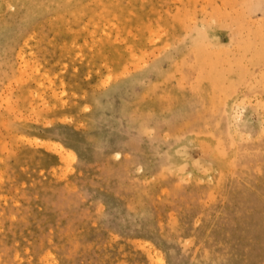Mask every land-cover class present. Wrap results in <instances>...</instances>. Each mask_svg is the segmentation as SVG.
I'll list each match as a JSON object with an SVG mask.
<instances>
[{"label": "rangeland", "instance_id": "374dc122", "mask_svg": "<svg viewBox=\"0 0 264 264\" xmlns=\"http://www.w3.org/2000/svg\"><path fill=\"white\" fill-rule=\"evenodd\" d=\"M0 264H264V0H0Z\"/></svg>", "mask_w": 264, "mask_h": 264}, {"label": "bare ground", "instance_id": "6f19581e", "mask_svg": "<svg viewBox=\"0 0 264 264\" xmlns=\"http://www.w3.org/2000/svg\"><path fill=\"white\" fill-rule=\"evenodd\" d=\"M210 49V48H209ZM259 49V48H258ZM187 59V58H186ZM240 67V66H239ZM231 71V70H230ZM173 72H175V71H173ZM168 74V73H167ZM166 74V75H167ZM169 75V74H168ZM167 75V76H168ZM174 76V75H173ZM165 80V79H164ZM170 80V79H169ZM170 82V81H169ZM159 84V83H158ZM209 84V83H208ZM156 85V84H155ZM172 85V84H171ZM176 86V85H175ZM193 86V85H192ZM201 86V85H200ZM157 86H155V88H156ZM177 87V86H176ZM203 89V88H202ZM189 90V89H188ZM201 90V89H200ZM164 92V91H163ZM145 94H146V92H144ZM156 93V92H155ZM195 95V94H194ZM211 95V94H210ZM183 96V95H182ZM146 97V96H145ZM148 97V96H147ZM205 98V97H204ZM174 99V98H173ZM116 156L117 157H121L122 156V154H121V152L120 151H118V152H116Z\"/></svg>", "mask_w": 264, "mask_h": 264}]
</instances>
